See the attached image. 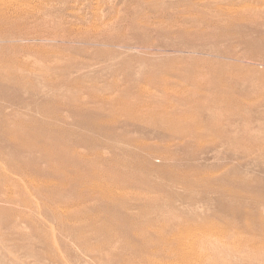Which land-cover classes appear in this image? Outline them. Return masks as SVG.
Listing matches in <instances>:
<instances>
[{
  "label": "rangeland",
  "instance_id": "374dc122",
  "mask_svg": "<svg viewBox=\"0 0 264 264\" xmlns=\"http://www.w3.org/2000/svg\"><path fill=\"white\" fill-rule=\"evenodd\" d=\"M30 1L57 11L63 21L61 29L77 39L55 44L32 42L34 50L17 53L13 66L35 87L29 82L22 89L0 90V117H7L6 127L0 131L10 134V129L16 130L18 135L0 136V264H264V22H260V32L246 29V41L242 42L233 36L211 40L203 31L195 37V31L211 29L199 21L202 16L215 18L211 14L215 7L235 1L264 10V0ZM84 33L104 37L87 39ZM138 41L154 44L144 47ZM41 49L48 54L55 49L84 62L88 80L99 88L93 93L42 88V78L37 75ZM185 57H236L239 60L230 59L237 65L232 70L258 79L241 85L249 93L243 110L248 120L189 128L203 135L198 140L200 150L190 159L176 154L180 140L152 136L149 128L140 131L127 126L120 117L122 110L105 108L92 97L120 96L113 89L102 88L124 81L115 75L122 61L130 73H150L152 65ZM244 57L250 63L241 62ZM139 86L145 93H162L151 84ZM165 93L171 95V90ZM44 102L51 103L43 107L47 110L41 106ZM212 110L221 112L217 107ZM109 113L117 117L112 130L124 133L123 140L104 135ZM94 121L101 122L96 125L99 133L87 128L88 122ZM43 122L56 124L44 127ZM24 124L43 136H55L59 133L55 126L59 127L63 135L55 141L49 139L56 143L70 140L67 154L71 156L69 150L78 152L83 162L96 156L109 162L114 151L106 144H111L136 151L139 160L135 161L145 159L155 170L139 171L141 182L126 185L111 186L116 176L112 183L97 176L95 182L101 183L104 191L94 190L91 183L65 186L68 170L51 177L53 164L36 162L27 151L12 149L17 142L30 145L33 140L24 133ZM70 142L79 143L73 149ZM171 155L191 165L172 161ZM169 168L186 170L192 185L167 181L164 174ZM96 170L98 175L104 173L102 166Z\"/></svg>",
  "mask_w": 264,
  "mask_h": 264
},
{
  "label": "bare ground",
  "instance_id": "6f19581e",
  "mask_svg": "<svg viewBox=\"0 0 264 264\" xmlns=\"http://www.w3.org/2000/svg\"><path fill=\"white\" fill-rule=\"evenodd\" d=\"M227 4V6L215 7L214 12L211 13L215 18L210 15L208 17H201L202 21L199 22H202L207 28L211 27V29L197 30L195 31V37L198 38L203 35L201 32L203 31L211 40H228L229 37L233 36L236 41L242 42L246 41V29L249 32H260V22H264V10L235 1H229ZM62 24L63 21L57 11L44 8L43 6L39 7V4L34 5L33 1L0 0V90L11 87L22 89L29 82L32 88L35 87L32 81L26 83L28 77L14 71L16 66H13V64L17 61L16 54L34 50L32 43L34 41H46L55 44L56 42H72L71 40L77 39V36L73 35L72 32L61 29ZM90 33H86L87 35L84 33L86 36L83 35V38L104 37V35H101V37L97 35L90 37ZM259 36L260 34H258ZM138 42L140 46L144 47L154 44V41ZM50 50L51 54H48L45 49H41L40 53L42 55L38 57L41 64L37 66V75L42 78L40 81L42 88L53 92L61 90L66 92H96L99 86L95 81H91L92 79L88 80V75L84 71V67H86L84 62L79 63L73 57L65 56L58 50ZM228 59L204 58L203 60H199L198 58L189 59L186 57L170 58V60H166L164 63L152 65L150 73L146 71H139L137 73L131 71L130 73L127 63L122 61L119 63V69L115 70V75H121L124 81L121 83L113 82L109 87L102 88L105 90H108L106 88L113 89L119 92L120 96L105 98L93 94L92 97L102 103L105 108L106 106L109 108L113 106L114 109L122 110L124 115L120 114V117H123L125 123H129L126 124L127 126L140 131L149 128L152 136L155 135L167 140H180L181 142L176 144V154L190 159L196 157V150H200L197 145L198 140L203 135L201 132L189 130V128L199 126L200 124L213 126V124L220 122L230 124L248 120L243 110L246 107V99L249 98V93L241 85L257 81L258 79L252 80L246 78L247 76L232 70L237 65L235 62H231L230 59L239 60V58L231 57ZM240 60L241 62L250 63L247 57ZM17 66L26 68L24 64H18ZM168 77H172L174 80H170ZM131 79L133 80L131 81ZM141 83L151 84L153 87L160 89L161 95L157 96L149 92L145 93L143 86H139ZM167 90H171V95L165 93ZM212 90L214 94L211 93ZM46 104L51 103L44 102L41 105L42 108ZM180 106L185 107V109L177 111L175 108ZM215 107L221 109V112L212 110ZM43 110L47 109L43 108ZM46 113L51 114L50 112ZM110 115L111 117L106 120L108 122L105 123L108 126H105L103 130L104 135L117 138L116 141L118 139L123 140L122 137L126 136L124 133H114L112 130L117 117L112 116V114ZM97 116L99 117V114ZM50 117L54 121L59 120L55 115L51 114ZM53 123L56 124V122H43L41 126L45 127L48 124L47 127H49ZM77 123H80V121H77ZM98 123L101 122L94 121L91 125L88 122V130L99 133L101 129L99 126H96ZM144 123L149 124V127H142ZM38 124L39 127L40 123ZM6 125L7 117L1 116L0 127H6ZM11 126L15 127L14 124ZM55 127L59 133H55V136L52 134L43 136L41 133L40 135L37 134L35 130H30L28 125L24 124L22 127L24 133L27 132L31 135L33 140L29 143L30 145H27L25 142H17V145H13L12 149L18 153L20 151H27L29 158H35L36 162L45 161L48 165L53 164V168L49 171L52 175L51 177L56 178L63 171L68 170L69 173L65 174L66 182L68 183L65 186L69 183H91L92 185L90 186L94 190L100 188L104 191L101 188L103 187L102 184L97 183V181L95 182L98 179L97 176L109 179L111 183L115 181L116 176V181L111 186L126 185L127 182L130 183L131 181L134 183L137 181L141 182L138 177L139 171H143L144 169L155 170L153 165L145 159L135 161V159L139 160V154L136 151L129 148L120 149V147L111 144H106V148L114 151V155L109 162L98 156L89 162H83L82 155L78 152L73 153L71 150H69L71 154L69 156L66 152V149L69 148L66 143L70 140L56 143L49 139L52 138L55 141L59 136L63 135L62 130L57 126ZM9 132L12 137L18 136L16 130L10 129ZM10 134L0 131V136H3L4 139ZM227 139L230 140L229 135H227ZM126 142L133 145L131 141ZM70 143L71 147L75 149V146L79 142ZM190 146H194V148L191 149ZM170 159L175 162L182 161L181 159H176L174 155H171ZM182 163L185 166L191 165L184 161ZM176 164L180 168V165ZM101 166L104 167V173L98 175L99 171L96 170V167ZM121 166H130L128 168L134 170ZM77 167L83 168L84 171L76 170ZM39 171L42 172L41 169ZM165 171L164 176L166 180L172 184L180 183L188 186L189 182L192 185V182L187 179L189 176L186 170H182L183 172H181L178 169L169 168ZM114 193L116 192L114 191Z\"/></svg>",
  "mask_w": 264,
  "mask_h": 264
}]
</instances>
